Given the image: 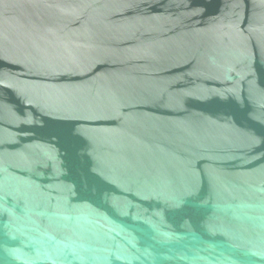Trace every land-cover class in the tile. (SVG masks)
<instances>
[{
    "label": "water",
    "instance_id": "1",
    "mask_svg": "<svg viewBox=\"0 0 264 264\" xmlns=\"http://www.w3.org/2000/svg\"><path fill=\"white\" fill-rule=\"evenodd\" d=\"M0 264H264V0H0Z\"/></svg>",
    "mask_w": 264,
    "mask_h": 264
}]
</instances>
